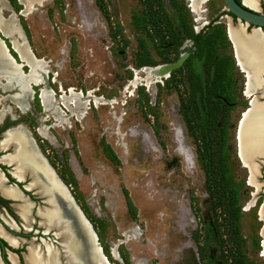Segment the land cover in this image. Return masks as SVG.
Listing matches in <instances>:
<instances>
[{"label":"rangeland","instance_id":"374dc122","mask_svg":"<svg viewBox=\"0 0 264 264\" xmlns=\"http://www.w3.org/2000/svg\"><path fill=\"white\" fill-rule=\"evenodd\" d=\"M158 4L162 15L151 16L149 7ZM24 9L19 0H3L0 22L20 29L30 53L40 61L42 82L31 84L26 77L29 85L23 88L18 76L0 73V110L5 108L16 119L23 128L20 133L31 139L65 184L90 223L106 264H199L193 235L210 220V211L198 157L200 142L185 126V111L200 117V101L207 96L222 103L216 146L226 166V189L239 208L241 241L247 257L264 264V155L256 160V189L236 154L234 137L239 113L250 97L244 94L246 76L236 63L227 30L229 24H244L228 13L223 1L198 5L197 0H42L25 14ZM198 31L199 45L190 48L180 66L162 77L146 72L188 55L190 36ZM11 39L0 32L8 54L27 74L29 67L11 48ZM240 50L245 69L252 72L251 92L257 89L256 63L248 60L251 49ZM219 59L222 71L217 76L213 66ZM226 85L230 88L223 91ZM1 143L15 148L8 155L16 177L38 166L25 162L20 144L7 132ZM35 184L34 179L29 185ZM51 210L38 211L47 229L57 217ZM20 212L27 220L25 204ZM18 222L16 218L15 229L22 231ZM32 229L43 230L35 225ZM23 231L33 239L40 236ZM67 232L66 251L77 262V253L81 259L84 250L75 246L74 231ZM40 237L58 249V261L51 250L44 263V255L30 243L26 254L34 264H69L58 237ZM198 242L203 243V234ZM206 253L211 264H219L212 247Z\"/></svg>","mask_w":264,"mask_h":264},{"label":"bare ground","instance_id":"6f19581e","mask_svg":"<svg viewBox=\"0 0 264 264\" xmlns=\"http://www.w3.org/2000/svg\"><path fill=\"white\" fill-rule=\"evenodd\" d=\"M41 1L42 0H19V2L23 4L25 7L22 13L24 14L27 13V10H29V7L32 4H36ZM204 1L205 0H197V4L199 5L203 3ZM242 1L246 6L256 9L255 0H242ZM2 3H3V0H0V6H2ZM0 32L5 37L12 38L10 41V43L12 44L11 48L14 49V51L18 53L22 63L29 67V72L27 74H23L19 69V64L13 61V59L11 58V56L8 54L7 50L3 46L2 42L0 41V73L6 74L8 72L10 73V74H7L8 77L12 75L18 76V79L21 81L23 88L25 87L27 88L29 85L28 83H25L26 77H29L33 80L31 84L32 83L37 84V83L42 82L40 73L43 69L37 65L38 62L40 61H36V59L30 53L25 43L23 34L21 33L17 25L12 22L2 25L0 22ZM228 37L234 49V53H235L234 57H235L236 63L238 67L241 68L240 70L241 71L243 70L242 72H244L246 76V89L244 91V94L251 98V95L249 94L250 93L249 92V81H250L249 79L251 77L252 72H249L248 70H246L243 65L244 63L243 55L244 54L241 52L240 46L243 47L244 49L249 48L253 52L250 54L248 60L256 63V67L254 69L255 70L254 76L257 81V89L254 88L252 89V91L259 90L258 88L261 89L263 87L260 76L264 75V33L261 32L257 28H252L250 32H245L244 27L235 28L231 24H229ZM159 65H156L151 68L150 67L146 68L147 69L146 72H148V74L151 75L152 77L153 76L161 77V75L155 74V71L158 69ZM256 93L259 94L260 92L256 91ZM257 98L259 99V96L256 95L255 97L252 98L250 102V105L252 106V110L251 112H249L248 116L249 115H252V116L250 117V121H249L250 122L249 129L247 130L246 135L243 137V127L245 123L244 122L242 130L239 133V139H238L239 147L243 151V157L241 155L243 162L242 161L241 162L243 165H245L248 168V172H249L248 181L250 182L249 184H251L256 189H257V185L254 179L258 173L257 171L258 166L257 164L253 162L252 155L256 153L257 151H258L257 153L264 155V100L259 99L261 101H258ZM6 132L7 134L15 138L17 142L20 144L22 150H20L19 152L23 154L25 162L31 163L33 165H38L36 167H32L33 177H34L32 180L35 179L36 183L39 182V184L42 185L44 188L43 189L42 186H40L43 189V192L42 193L39 192V193H41L42 195L46 197V202H47L48 207L42 208V209H45V210L52 209L51 211L53 212V215L57 216L56 218L58 220L56 218H52L50 223L52 226L58 227L55 232L56 236H59L58 229L62 230L63 237L60 236V242L63 238L62 246L64 250L66 251V243L69 240V234L67 231L68 230L74 231V233L72 234V237H73L72 240L75 246L77 248H82L84 250V253L81 254L80 256L81 259L78 258V253H77L76 261L77 262L81 260L82 262L85 261L84 264H88L87 261H89L90 264H101L100 261L102 260H100L96 255V250H97L96 244H90V243L88 244V241L86 239V235L88 234V232H86L85 222L83 220H78L77 218V224H76L77 227L72 226L71 212L73 213V210L72 208H70V206L66 205V202L68 201V199L65 196H63L62 192L60 194L55 190V185L57 184V181L53 177L47 165H45V161L42 159V157L37 156L36 150H34L33 147L31 146V140L29 139V137L27 136L26 138H24L23 135L16 129H12L10 131L8 130ZM3 145L4 144L1 143V146ZM14 149L15 148L13 146V151ZM20 153H19V159H20ZM1 159L4 162H10L9 155H6ZM38 169L41 172H39ZM32 171H30L31 177H32ZM13 173L15 176H17L15 172ZM2 191L3 193H5V195H10L9 191L7 190H2ZM19 209L20 211H22V205L19 206ZM20 211H19L20 213L19 215L23 216ZM80 232L82 236H84L83 240L79 238ZM261 246H262V249H261L260 254L264 257V241L262 242ZM51 250H54V249L46 245V253L51 252ZM66 253L68 255L67 260L69 264H79L70 257L67 251ZM87 254L88 255L90 254V256L89 258H87V261H86L85 257H87ZM10 258L14 260L12 255H10ZM24 258L27 264H34L30 255L25 254ZM47 260H48V257L44 255L42 261L45 263Z\"/></svg>","mask_w":264,"mask_h":264},{"label":"trees","instance_id":"16d2710c","mask_svg":"<svg viewBox=\"0 0 264 264\" xmlns=\"http://www.w3.org/2000/svg\"><path fill=\"white\" fill-rule=\"evenodd\" d=\"M236 1L238 2L239 0ZM149 10L152 14L151 16L159 17L162 15L159 4L154 7H149ZM215 20L216 17L212 18L206 27L210 26ZM201 39V31L193 33L190 36L191 46L187 50L188 55L184 61L189 56L190 48L198 46ZM232 58L230 56L228 61L233 64ZM221 60H217L213 66V72H216L217 76L222 71L218 67ZM224 72L223 70L222 73ZM216 73L213 76H216ZM223 88V91H227L230 87L226 85ZM200 105V109L198 108L200 117L197 119L188 115V108L185 111V126L191 134H195L198 137L200 142L198 157L205 174L204 189L208 196L210 211V220L203 227L197 229L193 235L199 264H211L206 253V249L209 247L215 250V260L219 264H254V261L247 257V248L244 240L241 241L242 238L238 226V220L240 218L238 214L239 208L236 207V199L226 189V166L223 157L219 154L221 153L220 149L216 146V140L221 132L217 129V119L222 103L217 99H213L211 96H207L201 99ZM0 167L4 168L2 165ZM8 179L13 181L9 176ZM202 234L203 243L201 244L198 242V237H201ZM0 246L6 247L11 251L19 252L18 249L15 250L8 247L1 239ZM20 262L23 264L21 259ZM5 264L8 263L5 261Z\"/></svg>","mask_w":264,"mask_h":264},{"label":"flooded vegetation","instance_id":"af4514ba","mask_svg":"<svg viewBox=\"0 0 264 264\" xmlns=\"http://www.w3.org/2000/svg\"><path fill=\"white\" fill-rule=\"evenodd\" d=\"M262 1L264 3V0H261V3H262ZM259 5H260V2H259ZM262 13H264V10H263ZM234 27H236V26H234ZM251 30H252V28L249 31H247V32H250ZM227 33H228V30H227ZM243 74H244V72H243ZM263 87L261 89L260 88H258V89L262 90ZM259 98L261 100H264V97H259ZM15 120L16 119H14V117L11 114H9L6 111L5 108H4V111L0 110V145H1V141L3 140L4 134H5L6 131L11 130V129H16V130H18L20 132V130L23 129L21 126H19L17 124L18 122H15ZM31 146L33 147L34 150H36L34 145L32 144V141H31ZM12 149H13V144L9 143L7 145V148H6L5 151H2V152L0 151V161H2L1 158H3L4 156L8 155V153L10 154V152L13 151ZM37 156L40 157L38 152H37ZM0 165L4 166V168L0 167V172H1V175L4 177V178L3 177L2 178H3V181L5 182V184L11 186L10 188H13L14 185L18 186L21 189V191L23 192V194L25 196H27V198L29 200H32L34 202V205H33L32 209H31V211L29 212L28 204L26 202H24V200L11 199L10 195H5V193H3L2 190H5V189L0 186V239L3 240L8 247H10L12 249H15V250H17V249L19 250V252L12 251V252H14L16 254V257L12 253L8 252L9 260L12 261V263L15 260V262L13 264H18L17 261L21 264V262H20V259H21V261L23 263L22 259L25 260L24 255L28 252V246L30 245V243H33L34 245H36L37 249L44 255L46 254V245L51 247V248H53L57 252L56 260H58V253H59L58 249L55 248V246H53L52 243H48V242L42 240V238L40 237V236H45L48 233L54 234V236H56L55 232H56V229L58 227H54L53 226L51 228H53L54 230H52L51 228L47 229L45 227V225H43V223L41 222L42 217L38 213V211L41 210V209L39 208L37 210V212H35L37 204H39V202L42 203L40 198L37 197L34 194L33 188L29 189V190H25L24 188H22V185L27 184V182L29 181L28 175H29V177L31 178V181H32V177H31L30 171L24 170V172H26L28 174L24 175V180H21L23 174L20 175V177H16L14 175V173H13V171H14V165L13 164H12L13 166H9V165H6V164L0 162ZM7 175L13 181H10L8 179ZM16 179H19V180H16ZM40 186L41 185L39 184V182L36 183L33 186L32 185H28V187H35L36 189H38L39 192L41 190ZM14 197H16V196H14ZM14 202L15 203L17 202V203L14 204ZM22 204H25V210H26V213H27V216H26L27 220H25L21 215H19L20 214L19 213V211H20L19 206L22 205ZM16 218H19L20 221L22 223H24V225H26V227H23L22 226L23 224L18 222V224L21 226V228L23 230L31 231L32 234H34V235L39 234L40 236H35V239H33L32 236H30V234L25 233L23 230L22 231H17L15 229V227H17ZM31 224H34L36 227L38 226L39 228L42 227L43 230L42 229L41 230L40 229H35L34 230V229H32L34 225H31ZM25 228H27V229H25ZM58 232H59L58 233L59 236H56V237L59 238V245L61 247V251L64 253L66 258L68 259V257H67L68 255H67L66 251L64 250V248L62 246L63 238H62V240L60 242V236L63 237V232H62V230H59V229H58ZM54 242H56V241H54ZM10 244H12L14 247L10 246ZM21 245L24 246V252L20 249ZM1 248L8 249V248L3 247V246L2 247L0 246V250H1ZM22 253H23V258H22ZM10 255L13 256L14 260L10 258ZM16 259H17V261H16ZM65 263H67V261Z\"/></svg>","mask_w":264,"mask_h":264},{"label":"water","instance_id":"95a60500","mask_svg":"<svg viewBox=\"0 0 264 264\" xmlns=\"http://www.w3.org/2000/svg\"><path fill=\"white\" fill-rule=\"evenodd\" d=\"M222 1L224 3L226 10L231 15H233L236 19H238L239 21H241L244 24V31L245 32L249 31L251 28H257L264 33V13H262L260 11L259 0H255L256 9H253V8L246 6L242 0H239L238 2L236 0H222ZM262 3H263V1H262ZM188 5H189V3H188ZM263 5H264V3H263ZM248 26H249V29H247ZM5 49H6V47H5ZM186 55H187L186 53L180 54V55H178L177 59L174 62L160 64L158 66V69L155 71V74L161 75V77L167 75L172 69L181 65V63L184 60V58L186 57ZM233 55H235L234 49H233ZM260 79L262 81V85L264 86V75H261ZM256 91L261 92V93L257 94ZM249 94L251 95V98L247 101V106H245L243 108V110L239 113V117L236 121V128H235V132H234V137L236 140V154L239 157V159H242L241 155L243 157V151L240 149L239 142H238L239 133L242 130L243 123L247 119L249 112H251V110H252V106L250 105L252 98L255 97L256 95L259 97H264V87L260 91L254 90V91H251ZM259 99H258V101H261ZM34 147H35L36 151L38 152V154L45 161V164L47 165V167L51 171L53 177L57 181V184L55 185V190L60 194L62 192L63 196H65L68 199V201L66 202V205L70 206V208H72V210H73V213L71 212L72 226H74V227L76 226L77 218H78V220H83L85 222L86 232H88V234L86 235V239L88 241V244L89 243L90 244H96V247H97L96 255L100 260H102V261H100L101 264H106L107 260H106L105 256L103 255L100 246L98 245L96 235H95L90 223L85 218V216L83 215L81 210L78 208L77 204L73 200V198L70 195L65 184L54 173L53 169L49 166V164L47 163L45 158L39 152L38 148L36 146H34ZM257 152L252 155L253 162L255 164H257L256 160H259L258 159L259 157H261V156L263 157V154H260ZM10 154H12V152H10ZM241 161L243 162V159ZM26 174H28V173H26V172L23 173L21 180H24V175H26ZM2 177L3 176L1 175V172H0V186L3 187L5 190L10 192L9 194H10L11 199L24 200V202H26L28 204V208H29V212H30L33 205H34V202L32 200H29L27 198V196H25L23 194V192L21 191V189L18 186L14 185L13 188H10L11 186L5 184V182L3 181L4 177L3 178ZM248 177H249V175H248ZM28 178H29V181L27 182V184L22 185V188H24L25 190H29V189L33 188L34 194H36V196L39 197L41 202H42V205L37 204L35 212H37V210L39 208L42 209V208L48 207L47 202H46V197L44 195H42L41 193H38L39 191L35 187H28V185L31 181V178L29 177V175H28ZM16 180H19V179H16ZM14 196H16V197H14ZM16 203L14 202V204H16ZM261 208H262V216L264 218V188H263V198H262ZM80 218H82V219H80ZM82 224H84V223H82ZM81 240H83V238ZM10 246L14 247L12 244H10ZM260 251H261V249H260ZM8 252L12 253L16 257V254L14 252H12L8 249H5V248H1V250H0V264H5V261L8 264H13L12 261L9 260ZM22 258H23V253H22ZM22 260H23V264H27L24 259H22ZM16 261H17V259H16ZM102 262H104V263H102ZM17 263L20 264L18 261H17Z\"/></svg>","mask_w":264,"mask_h":264},{"label":"crops","instance_id":"0c3cea01","mask_svg":"<svg viewBox=\"0 0 264 264\" xmlns=\"http://www.w3.org/2000/svg\"><path fill=\"white\" fill-rule=\"evenodd\" d=\"M8 145V144H7ZM7 145L6 146H3V147H1V145H0V151L2 152V151H5L6 150V148H7ZM13 150V149H12ZM9 154V153H8ZM1 163H4V164H6V165H9V166H13L12 165V163L11 162H3V161H0Z\"/></svg>","mask_w":264,"mask_h":264}]
</instances>
